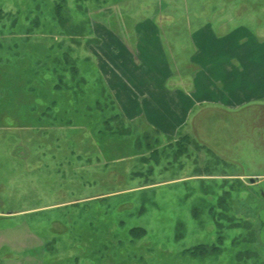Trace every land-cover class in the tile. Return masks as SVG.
Here are the masks:
<instances>
[{"label":"rangeland","instance_id":"374dc122","mask_svg":"<svg viewBox=\"0 0 264 264\" xmlns=\"http://www.w3.org/2000/svg\"><path fill=\"white\" fill-rule=\"evenodd\" d=\"M251 2L0 0V264H263L247 181L264 186V99L200 105L198 139L190 122L168 135L127 118L112 94L123 57L192 69L175 55L186 9L220 30L251 10L264 41ZM148 24L157 53L146 32L135 45Z\"/></svg>","mask_w":264,"mask_h":264},{"label":"crops","instance_id":"0c3cea01","mask_svg":"<svg viewBox=\"0 0 264 264\" xmlns=\"http://www.w3.org/2000/svg\"><path fill=\"white\" fill-rule=\"evenodd\" d=\"M251 1L248 0L250 8L253 5ZM252 13L250 10L240 12L237 17H229V26L220 30L215 23L186 9L184 22L187 27L185 25L184 36L175 55L178 56L180 52L182 57H187L192 65L191 70L182 71L173 67L168 53L164 55L163 62L167 69L164 75L153 70L156 60L149 56L150 51L146 55L148 63L142 60L141 67L134 58L123 57L124 71L118 75L117 87L112 94L118 99L125 116L129 119L139 118L168 135L175 134L180 127L186 129L190 122L189 130L199 139L198 130L191 119H195L196 114L207 107L200 105H214L219 109L236 111L252 98L255 102L264 99V41L262 37L253 35L258 25ZM143 26L133 27L135 45H142L141 38L146 32L149 34L148 44L154 46L151 51L157 53L162 44L160 28L151 24ZM166 27L169 28V25ZM138 33L140 37L136 35ZM118 63L121 64L120 60ZM236 63L242 68H233ZM129 79L133 80V85ZM177 80L186 83V87L174 84ZM8 257L12 258V262L18 258L15 253H10Z\"/></svg>","mask_w":264,"mask_h":264},{"label":"flooded vegetation","instance_id":"af4514ba","mask_svg":"<svg viewBox=\"0 0 264 264\" xmlns=\"http://www.w3.org/2000/svg\"><path fill=\"white\" fill-rule=\"evenodd\" d=\"M247 195L249 201L253 203H264V186L262 185V180H260L257 175L250 176L249 180L247 181ZM260 230L262 231V236L260 237L263 240V249H264V216L260 218ZM264 264V258H262Z\"/></svg>","mask_w":264,"mask_h":264}]
</instances>
